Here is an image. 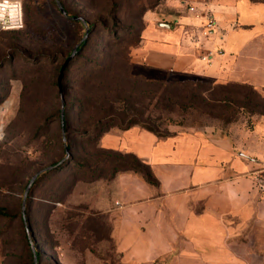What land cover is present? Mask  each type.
Segmentation results:
<instances>
[{"label":"crops","instance_id":"crops-1","mask_svg":"<svg viewBox=\"0 0 264 264\" xmlns=\"http://www.w3.org/2000/svg\"><path fill=\"white\" fill-rule=\"evenodd\" d=\"M187 3L167 0L161 13L145 14L142 41L131 55L133 73L241 84L264 99V0L196 2L219 24L215 36L198 43L193 39L204 18L187 12ZM208 51L214 56L204 62ZM253 119L250 129L243 118L226 130L159 137L134 126L101 138L102 148L134 154L150 165L159 181L156 188L135 173H120L111 182L113 199L103 202V209L119 211L111 237L126 264H264V190L256 182L259 175L264 180V135L262 143L241 137L257 135L264 115Z\"/></svg>","mask_w":264,"mask_h":264},{"label":"rangeland","instance_id":"rangeland-1","mask_svg":"<svg viewBox=\"0 0 264 264\" xmlns=\"http://www.w3.org/2000/svg\"><path fill=\"white\" fill-rule=\"evenodd\" d=\"M183 1L188 2L185 6L189 12V7L196 8V2L207 0H178ZM22 2L27 12L25 28L15 34L0 32V208L6 207L9 213L14 214L20 209L22 188L27 181L24 176L27 173L32 176L39 168L44 169L62 157L60 145L51 141L55 128H51L47 134L44 130L45 136L38 137L36 127L44 116L53 112L51 96L43 86L51 81L50 78L64 63L81 34L80 26L60 14L53 0ZM44 53L53 54L54 57L43 59L41 55ZM70 76L80 79V70L72 71ZM161 81L172 84L201 81L217 85L209 80L176 76ZM207 87L198 85L197 91L200 93ZM227 88L240 94V103H245L243 97L249 96L250 101L253 100L249 106L256 108H235L232 111L218 107L205 108L200 102H195L193 107H185L181 105L185 94L167 100L161 98L160 93L153 99L147 94H138L134 97L136 99H129L127 105L120 106L127 110L132 119L152 126L160 135L207 127L226 130L236 121L239 125L238 120L243 118L250 129L256 112H264V100L260 101L245 87L242 90L229 84ZM220 94L216 89L214 95L219 97ZM30 95L33 96L29 99ZM36 104L41 106L38 119L34 117L30 120L24 110ZM257 127L258 132L254 136L251 133H238L251 143H255L256 138L262 143L264 123H258ZM260 147V159L264 160V143ZM111 182L104 178L90 183L78 182L60 203H49L44 199L52 184L49 179L39 185L34 200L32 228L42 245L40 251L43 256H57L60 264H126L117 253L111 237L119 211L103 209L105 199L111 201L115 193ZM117 204L114 199L113 207H118ZM1 227L5 228V232L4 243L0 237V264H15L11 257L19 254L23 246L20 225L17 221L2 220Z\"/></svg>","mask_w":264,"mask_h":264},{"label":"trees","instance_id":"trees-1","mask_svg":"<svg viewBox=\"0 0 264 264\" xmlns=\"http://www.w3.org/2000/svg\"><path fill=\"white\" fill-rule=\"evenodd\" d=\"M53 1L60 14L80 26L81 34L78 43L65 57L64 63L50 78L51 81L46 84L42 82L51 96L53 112L37 123L36 135L45 136L44 130L47 134L54 127L55 132L52 133L51 141L60 145L62 157L44 169L39 168L32 176L30 173L24 176L27 181L22 188V201L16 214L9 213L6 207L0 208V222L17 221L21 228L22 250L11 257L15 264H60L57 256L48 258L41 254L42 245L36 239V232L32 228L34 200L37 198L35 194L39 185L44 184L46 180L49 179L52 183L47 191V197L44 198L49 203L62 202L65 194L78 182L90 183L101 178L112 181L118 174L125 172L135 173L150 186L159 187V181L150 165L136 155L100 146L101 138L112 129L128 130L138 126L159 137L167 136L160 135L158 130L148 124L132 119L121 104L127 105L129 99H136L134 97L138 94H147L153 99L160 93L161 98L167 100L185 94L184 101L181 100V105L185 107H193L195 102H200L205 108L218 107L232 111H235V108L238 110L256 108L249 106L253 101H250L249 96H244L245 103H240V94L227 88L228 85L213 86L201 81L172 84L169 81L148 79L133 73L131 55L142 41L145 14L161 13L164 9L163 0ZM97 4L98 8L95 7ZM22 5L24 29L27 12L23 2ZM23 29L4 33L15 34L22 32ZM52 57L53 54L41 55L43 59ZM65 63L67 65L62 72ZM74 70H80V79H72L70 75ZM198 85L208 87L199 93ZM233 86H238L242 90L245 87L260 101L264 100L251 86L241 84ZM216 89L221 93L219 97L214 95ZM24 96L23 92L22 100ZM32 96L30 95L29 99ZM40 107L36 104L26 107L24 111L29 119L33 120L34 117L37 118ZM256 114L264 115V112ZM4 229L2 227L0 229L3 243Z\"/></svg>","mask_w":264,"mask_h":264},{"label":"built area","instance_id":"built-area-1","mask_svg":"<svg viewBox=\"0 0 264 264\" xmlns=\"http://www.w3.org/2000/svg\"><path fill=\"white\" fill-rule=\"evenodd\" d=\"M188 10L195 14L197 18H204V24L193 42L198 43L201 39H208L218 33L219 24L212 13L201 11L195 7H189ZM23 27L22 0H0V32L21 30ZM213 56V51H208L204 56H201V60L204 62L209 61ZM256 182L259 188L264 190L263 177L259 175Z\"/></svg>","mask_w":264,"mask_h":264},{"label":"water","instance_id":"water-1","mask_svg":"<svg viewBox=\"0 0 264 264\" xmlns=\"http://www.w3.org/2000/svg\"><path fill=\"white\" fill-rule=\"evenodd\" d=\"M62 9V8H61ZM159 27L161 28H166V29H170V28H174V25H171V24H168V23H160L159 24ZM75 52L73 53L72 57L74 56ZM67 63H65V65L62 67V72L64 70V68L66 67ZM34 179L31 181L30 185H29V188L31 186V184L33 183ZM29 188L27 189L26 193H25V197H24V201L27 197V194H28V191H29ZM33 251H34V248H32ZM35 261H36V258H35Z\"/></svg>","mask_w":264,"mask_h":264}]
</instances>
